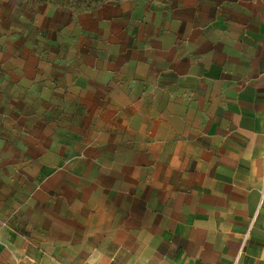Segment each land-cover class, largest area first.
Returning a JSON list of instances; mask_svg holds the SVG:
<instances>
[{
	"label": "rangeland",
	"instance_id": "obj_1",
	"mask_svg": "<svg viewBox=\"0 0 264 264\" xmlns=\"http://www.w3.org/2000/svg\"><path fill=\"white\" fill-rule=\"evenodd\" d=\"M206 3L0 0V225L12 236L91 251L186 187L181 136L195 120L161 83Z\"/></svg>",
	"mask_w": 264,
	"mask_h": 264
},
{
	"label": "crops",
	"instance_id": "obj_2",
	"mask_svg": "<svg viewBox=\"0 0 264 264\" xmlns=\"http://www.w3.org/2000/svg\"><path fill=\"white\" fill-rule=\"evenodd\" d=\"M206 2L196 10L208 19L174 45L184 52L158 81L181 119L195 120L181 136L186 187L152 204L140 230H107L91 251L84 241L37 245L0 225V264H264V0Z\"/></svg>",
	"mask_w": 264,
	"mask_h": 264
}]
</instances>
